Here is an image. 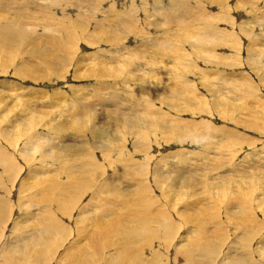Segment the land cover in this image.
<instances>
[{
  "label": "rangeland",
  "instance_id": "1",
  "mask_svg": "<svg viewBox=\"0 0 264 264\" xmlns=\"http://www.w3.org/2000/svg\"><path fill=\"white\" fill-rule=\"evenodd\" d=\"M7 1L13 5L6 6L4 17L13 15L25 23L38 20L28 29L32 37L37 36L34 39L43 38L39 43L44 48L55 47L45 35L54 31L48 38L56 36L52 42L60 44L56 59L61 63L49 71L30 54L32 59L10 52L9 58L5 53L0 56V150L19 165L18 182L29 181L21 194L14 185H6L7 193L0 191L9 203L8 220L17 215L20 220L27 208L36 212L28 206L39 198L56 201L69 194L64 191L70 185L64 182L65 173L73 168V180L89 188L69 215L56 208L57 218L69 230L65 246L72 240V229L77 230L74 221L88 203L89 193L108 180L117 191L130 188L150 199L148 220L155 223L140 221L146 232L154 231V241L143 246V257L150 261L157 257L162 264H189L184 254L205 238L209 242L221 239L217 262L232 246L237 248L232 255H242L240 251L248 249L241 247L250 246L252 261L264 257L258 251L264 248V0H2V4ZM42 4L47 7L43 12L53 14L35 11ZM19 6L20 13H7ZM33 12L38 15L35 20ZM182 14L199 20L169 21L171 15ZM202 21L217 29L215 41L199 44L196 40ZM203 26L212 35L208 25ZM106 38L114 41L107 44ZM26 46L17 45L21 56ZM27 61L47 72L35 75L39 77L35 80L12 74L18 67L22 73ZM1 65H9V72L3 73ZM81 110L86 113L83 117L78 115ZM71 117L77 122L75 128L82 127L83 132L68 130L74 123ZM77 144L82 148L79 154L56 156L63 154L61 146ZM90 161L97 165L86 173ZM128 163L134 165L132 175ZM7 176H2L5 183ZM131 200L125 204L131 205ZM99 214L97 210L94 215ZM122 219L116 227L127 218ZM14 234L9 231L7 236ZM57 251L63 252L61 258H68L66 247ZM195 252L193 262L202 264L207 256Z\"/></svg>",
  "mask_w": 264,
  "mask_h": 264
},
{
  "label": "bare ground",
  "instance_id": "2",
  "mask_svg": "<svg viewBox=\"0 0 264 264\" xmlns=\"http://www.w3.org/2000/svg\"><path fill=\"white\" fill-rule=\"evenodd\" d=\"M10 2H8L7 4H2V0H0V56H3V53H5V54H8V58H9V52H10L11 54H13V53L16 54V55L19 54V56L22 57L23 59H25V58H31L32 59V57H29V54H30V56H34V58H37V59H40L41 61H43L42 63L46 67H48V69H50L49 71H51V68L54 67V64L55 63L57 64L58 60L56 58L58 56V53H56V51L59 50V47H60L59 46L60 44H58L57 41H53L52 42V40H55L56 36L53 39L48 38V36L50 37V35H52V33L54 31L52 33L50 32L51 30L47 31V32H50V34H48V36H47V34H45V35L47 37L48 44L50 43L51 45L53 44V46L55 45V47H53V48H55L56 50L51 48V47H50V49L44 48L42 46L43 44L39 43V40H42L43 38L41 37L42 38L41 39L39 37L40 39L39 38L37 40L34 39L37 36L36 37H32L33 34L32 33L30 34L29 29H28V25H34V26L31 27L33 29L35 27V25H36L35 21L38 22V20H35L37 12H33L32 15H31L32 18L35 21L29 22V20L27 18V22H29V23H25L23 18H15V17H13V15L10 16V17L8 16L6 18V17H4V13L6 12V10H5L6 6L13 5V3H10ZM3 3H6V2H3ZM47 3H49V0L47 1ZM181 5H182V3H181ZM179 6L180 5L176 4L175 5L176 9H177V7L179 8ZM21 9H22L21 6H19L18 8L9 9L7 11V13L8 14H18V13L21 12ZM37 10H42L40 12L44 13L47 10V7L43 6V4H42L41 7L35 9V11H37ZM43 10H45V11L43 12ZM82 11H84V10H82ZM97 11H98V9H97ZM48 13H51V15L53 14L51 11H47V12L44 13L43 16H45ZM84 13H85V11H84ZM38 14H39V12H38ZM53 16H54V18H57V17H55V14ZM65 16H66V14H65ZM193 16L183 15L182 14V15H179V17H177V16H172L171 15L169 17L170 18L169 21H171V22L174 21V23H180V22L185 23L186 20L189 19V20H195L197 22L199 20V18L197 16H195V15H193ZM40 18H42V17H40ZM67 18H68V16H67ZM67 18H66V20H67ZM29 19H31V17H29ZM45 19H46V21L49 22V20H47V18H45ZM55 20L58 21V22H61V21H59V19L58 20L55 19ZM204 20H206V19H204ZM56 21H55V23H56ZM44 23L43 22L41 23L42 26H43ZM193 23H194V21H193ZM67 24L68 23H66V25ZM53 25H52V27H53ZM199 25H200L199 29H198L199 33L196 35V40L198 41L199 44H204V42H208V41L213 42V41L216 40L217 37H216L215 31H217V29L214 28V30H212V28L209 27L211 24L207 23V22H204V21L200 22ZM203 25H208L207 29H208V31H212V35L206 33V31H205L206 29L204 28ZM58 26H59V24H58ZM44 27H45V25H44ZM44 27H43V29H44ZM61 27H62V25H61ZM68 27H66V28H68ZM48 28H49V26H48ZM50 28H51V26H50ZM47 29H45V31ZM51 29L54 30L55 28H51ZM36 30H38V29H36ZM186 30H187V28H186ZM133 31H134V29H133ZM213 31H214V34H213ZM110 33H112V32H109V34ZM189 33H191V32H189ZM217 34H218V32H217ZM46 37H44V38H46ZM107 38H106V43L107 42L111 43V41L112 42L114 41V39L113 40H111V39L109 40ZM116 38H117V36H116ZM175 40H176V38H175ZM187 40H188V38H187ZM191 40L192 39H190V41ZM197 41H194V43H196ZM115 43H117V42L115 41L114 44ZM17 45H19V47H22V46L25 47V45H27L26 47H28V48L25 49V51L23 52V53H25V56H21V54H20L21 51H20V49L17 48ZM47 47H49V46H47ZM172 48H173V46L171 47V50H173ZM176 51H178V50H176ZM176 51H175L174 55H178L179 51H178V53ZM53 53H55V55H53ZM8 58H6L3 61L7 62ZM47 59H49V61ZM134 59H136V58H134ZM11 60H12V57H11ZM83 60H85V59H83ZM83 60H82V62H84ZM64 61H65V59H64ZM82 62H80V63H82ZM159 63H161V62H159ZM23 65L26 66V67L23 68V72L22 73H21V71L20 72L18 71V69H19V67H18L17 69H15L14 73H12V74L17 76V77H20L21 79L22 78L26 79V78H30L31 77V79L35 80L38 77V76L36 77L35 75H37V74L45 75V72H47V69H45V68L43 69L41 67H37L36 65H34L33 61H27V62L23 63ZM60 65H61V63H60ZM60 65L57 64V66H60ZM8 67H9V65L8 66H2L3 73L4 72L6 73V71L9 70V69H7ZM173 67H175L174 64H173ZM173 67H171V68H173ZM176 67L178 68V66H176ZM21 68H22V66H21ZM56 69H58V68H56ZM106 70H108V69H106ZM96 71L100 74L99 70H96ZM96 71H94V72H96ZM7 72H9V71H7ZM100 75H102V74H100ZM101 90H103V89H101ZM102 94H104V93H102ZM102 94L99 93V96H102ZM158 97H160V96H158ZM103 100L105 102L104 98H103ZM97 101H99V100H97ZM101 102H102L101 105H104L102 99H101ZM100 103H98V104H100ZM83 107L88 108V107H94V106L85 104V106H83ZM98 107H100V105H98ZM101 107H104V106H101ZM92 110H93V108H92ZM87 111H88V109H87ZM95 111H97V110H95ZM106 111L107 110H105V112ZM78 115H82L80 117H83V116L86 115V113H85V111L81 110V112L78 113ZM122 115L124 116L123 113H122ZM118 117H120V116H118ZM156 117H159V116H156ZM71 119H73V122H74V118L71 117ZM119 120H121V118H119ZM131 120L133 122H140L138 119H135V118H132ZM76 123L77 122H74V123L70 122L68 130L76 129V130H79L80 132H83L81 130L82 127L75 128L74 124H76ZM61 125H62L61 127H63V126L66 125V123H65V125H63V124H61ZM56 128H57V126H56ZM5 130H7V129H5ZM64 131L65 130H63V132ZM90 132L93 133L92 130ZM195 135H197V133ZM180 136H182V135H180ZM185 136H183V137H185ZM190 137H192V136H190ZM180 139H182V138H180ZM77 145H69V146H66V145L65 146H61L60 145L61 146L60 147L61 150H59V152L62 151L63 154L62 155L58 154L56 156L61 158L62 156H69V155H72V154H79L82 148L79 147L80 144L78 146ZM10 158H12V157H10V155L2 154L1 150H0V168H2V172H0V191L4 190L5 193H7L6 185L7 186H9V185L11 186L12 185V187L14 185L15 187H17L18 193L21 194L20 190L26 188V187H24V183H25V181L27 182V180L23 179L20 183L18 182V181H20L19 175L21 174V173H19L20 171L18 169L19 165L18 166L15 165V164L13 165V163L10 160ZM65 160H66V158H65ZM91 160H93V159H91ZM94 162L95 161H90L89 166L86 167L87 168L86 169V173H88L90 168L96 167L97 164H96V162L95 163ZM137 164H139V163H137ZM77 165H75V166H77ZM130 166H131V164H130ZM130 166H129V163H128L127 167L130 168L129 171L131 170V175H132V174H134V171H132V168H133L134 165H132V167H130ZM81 168H83V167H81ZM124 170L126 171V168ZM124 170H122V171H124ZM74 172H75V169L70 168L69 171L65 173L67 175V181L66 180L65 181L62 180L60 182L62 184H63V181L70 183L71 186L68 185V186L64 187V191L67 192V193L69 192V194H66L63 198H62V196L59 197V199L56 200V201L55 200H51V199L46 201L45 200V199H47L46 197H45V199L44 198H42V199L39 198L36 201L37 204L33 203V204H31V206H28L30 208L33 207V211L37 210L38 212L36 211L34 213H31L32 210L27 208V210L24 211L23 215L21 214L22 218L20 220L18 219L19 218L18 215L15 216L13 219H9L8 220L7 217H8V212H9V203L6 202L5 195L4 196H2V195L0 196V231H1V229H2V232L4 230H6V232H5L6 235L5 234L4 235L0 234V264H162V262L157 261V257L153 261H150L149 259L143 257V255H144L143 254V251H144L143 246L144 245L145 246L146 245H150L149 243H151V241H154V239L152 240V238H151L153 236V232L154 231L146 232V229H145L146 226L142 227V222H140V221H144L145 222V220H148L149 217L152 216L151 215L152 213H151V210H150L151 205L147 208V206L149 204H151V203H149L150 199L148 200V197H146L145 195L142 196V194H141L142 192H140V193L139 192H135V191H133L134 189L131 190L130 188H128L129 190H127V188H124V189L121 188L123 190H121L119 188L121 192H125L126 193L125 196H122V193L120 191H117V189L115 188L116 186H113L114 184L109 183L108 180H106L104 183H102L99 188H97L96 190H93L92 192L89 193L90 194L89 195L90 198H89L88 203L84 204L82 209H80L81 210L80 213H79L80 215H78V218H76V220L74 221L75 224L77 225V227H76L77 230L75 231V230L72 229V234H73L72 240L68 242L67 246H65V242H67V240L69 239L68 236L66 237L65 235H67L69 233V230H68V227L64 224L65 221L57 218V216H56V208H58L59 210H63L64 214L69 215L70 211L74 210L76 208V204H78L80 196L83 194V191L84 190L86 191L89 188V184L86 183V186H85L84 183L82 184L79 180H73L75 178L74 175H76ZM6 173H8L7 178H5L7 180V183H5L3 181V178H2L3 175L6 176ZM36 174L39 175L38 173H36ZM55 182L57 183V181H55ZM55 182H54V184H55ZM132 182H134V180H132ZM128 187H130V186H128ZM49 188H50V186H49ZM58 190H60V189H58ZM113 191H116L114 193V195H113L116 199H114L112 197V195H111L113 193ZM62 192H63V189H62ZM117 193H119V194H117ZM104 194H108V195L103 200L101 198L103 197ZM129 200H131L132 204L131 205H126L125 203L127 201H129ZM19 201L21 202L22 199L19 200ZM38 201H40V203ZM115 202H117L116 205H115ZM19 205L22 206L21 204H19ZM24 207H25V205H24ZM44 207H45V209H43ZM119 207L124 209V212L122 214H121V211H118ZM97 210H100V214L95 216L94 214H95V212ZM114 212H117V213L115 214ZM153 215H154V213H153ZM122 218H127V219H126L125 222L123 221L124 224L120 223V226L116 227L117 224H118L117 222L118 221L121 222L120 220ZM150 219H152V218H150ZM131 221H134V223L130 224ZM148 222H150V221L148 220ZM148 222L146 221V223H148ZM152 222L153 221L150 222L151 226H152V224H151ZM166 222H168V220ZM242 222L244 223L246 221H242ZM139 223L141 224V226H140ZM153 223H155V222H153ZM79 224H81V225H79ZM168 224H169V222H168ZM245 224H243L244 227L247 226ZM151 226H149L150 229H151ZM170 226L171 225H168L166 227L167 228L166 231H168V233H170V228H169ZM139 227H142V229L139 228ZM161 227L162 226H160V229H161ZM88 228H91V230L93 232L86 233V230ZM246 230H247V228H246ZM9 231L10 232H14L15 233L14 236H11V237L7 236V233ZM157 233H159V231ZM157 235L155 234L154 238H156ZM242 236H244V235H242ZM83 237H84V241L81 244L80 240ZM168 238H170V237H168ZM237 238H238V236H237ZM205 239H207V238H205ZM204 240L202 242H199V243H195V244L193 243V245H191V246L189 245L190 246L188 248L189 252H186L184 254L185 263L187 261L189 264H196V263L193 262L194 259L197 257V256L195 257L196 254L193 255V253L195 251L197 252L198 256H199V254H200L201 257L207 256L206 258H203L204 259L203 260L204 264H214L215 262H217V257L219 256L218 255L219 253L216 252L219 249V248H217V245L221 241V239L219 238V239H216L214 241H212L210 239L211 242L207 241L208 239L205 240V241ZM245 240H246V238H245ZM217 241H218V243H217ZM262 242H263L262 245L264 246V239L262 240ZM75 243H77V244H75ZM244 243H245V241H244ZM61 247H64V248L66 247V249H68V253H67L68 258H61V256L63 255V252L59 253L57 251V249H59ZM241 248H243V249L247 248L248 250H246V249L242 250L241 249L242 251H240V252L242 253V255L239 252L236 255H232L231 252H237V248L232 246L231 250H229L231 252L227 253L226 257L223 258L222 262L218 261L217 264H264V257H262V256H261V258H259L256 261H255V259H253V261H252L251 257L249 258V254L251 252H254L253 250L250 249V246H242ZM258 251L261 254H263L264 253V248L261 247L260 250H258ZM257 254H259V253L257 252ZM258 257H259V255H258ZM200 258H199V261H200Z\"/></svg>",
  "mask_w": 264,
  "mask_h": 264
}]
</instances>
